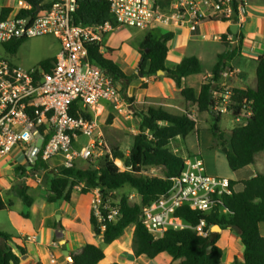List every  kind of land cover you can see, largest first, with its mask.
Segmentation results:
<instances>
[{
    "label": "trees",
    "instance_id": "obj_1",
    "mask_svg": "<svg viewBox=\"0 0 264 264\" xmlns=\"http://www.w3.org/2000/svg\"><path fill=\"white\" fill-rule=\"evenodd\" d=\"M31 7L29 11H19V17L35 14L38 8L45 7V0H21ZM11 9L2 8L0 19H6ZM76 25L104 24L111 22L113 17L109 13L108 5L102 0H83L79 2L75 12ZM233 38H240L238 33L231 34ZM173 38L171 32L160 33L150 30L144 34L138 44L137 53L140 55L136 74L142 77H156L159 71L165 73L180 95L184 98L187 107L195 108L198 114L210 113L212 116L209 131L212 133L215 149H226L225 160L231 171H239L250 166L255 156L264 151V57L256 60V86L254 89L231 88L219 86L222 73L229 67L230 59L239 50V46L231 49L226 36H221V43L228 47L226 53L217 57L211 68L210 77L200 85L199 93L195 94L191 87L184 85L187 76H196L202 73L200 62L193 56L183 58L173 69L165 65L168 42ZM25 38L14 39L3 44L9 55H15L18 47ZM239 41V40H238ZM89 60L92 65L106 71L107 75L117 84L121 97L127 102L132 98L126 96L127 78L121 69L112 61L110 55L99 51L98 46L89 48ZM54 59H47L40 63L43 70L51 68ZM226 97L227 108L232 111L233 118L247 119L244 126L235 125L232 129L220 130L217 127L221 115H214L213 107L220 104ZM133 116L138 118V133L133 136L128 154L117 149L110 154L103 155L97 166L91 164L85 169L56 167L45 171L49 182L50 196L46 201L50 204L57 202L70 203L71 192L80 187L77 209L85 212L84 200L91 190H97L102 205L116 206L113 192L121 191L130 186L136 191L139 203H130L126 196L118 202L120 215L117 221L107 220V210H102V219L99 221L88 210L86 223L90 226L95 237H101L104 245L120 239L128 227L133 226L131 246L137 257L145 255L150 259L159 254H166L172 258L171 264H220L222 250L218 247L219 234L209 231L217 226L220 230L231 229L239 236L243 246V262L240 264H264V237L258 230V225L264 223V174H255L253 177L235 183L230 180L231 194L222 198L225 213H201L195 210L180 207L175 217L181 218L190 226H197L201 220L205 222L203 231L208 235L203 237L195 231L166 230L162 237L154 239L141 224L142 208L152 201L168 193L172 180L178 177L185 168L184 158L169 149L170 143L177 139L184 140L194 131L196 121L188 110L181 115H172L163 108H148L146 112L134 111ZM112 119V117L110 116ZM120 161L124 168L119 170L115 160ZM45 165V164H44ZM42 164L32 166L27 170L22 165H16L14 171L30 174L37 171ZM159 168L161 175L147 173V170ZM240 184L241 189L236 191L234 185ZM29 186L19 184L14 187L16 195L22 203L31 208L34 202L29 194ZM13 206L11 201H5L0 196V211L9 210ZM24 219L28 214L21 213ZM103 228V229H102ZM69 229H72L70 227ZM14 244L19 255H25V239L17 234L0 231V264H18L20 256L13 250ZM105 255L103 250L89 239L76 253L71 254V264H98Z\"/></svg>",
    "mask_w": 264,
    "mask_h": 264
},
{
    "label": "built area",
    "instance_id": "obj_2",
    "mask_svg": "<svg viewBox=\"0 0 264 264\" xmlns=\"http://www.w3.org/2000/svg\"><path fill=\"white\" fill-rule=\"evenodd\" d=\"M81 1L45 0L43 9L19 17V11L31 7L17 0V13L0 19V45L46 35L60 43L46 71L42 67L27 71L0 58V161L19 157L18 165L30 170L36 164L59 160L57 167L71 168L76 160L102 155L106 146L97 120L103 103L118 100L120 93L112 78L92 65L88 55L93 46L102 53L105 38L114 29L146 33L171 25L195 31L204 21L218 20L239 30L249 6L248 0H102L116 25H76L74 15ZM232 73L226 69L222 76ZM227 105L224 97L214 105V115L232 114ZM234 120L238 126L247 123L240 117ZM81 138L87 142L79 144ZM184 162L185 168L172 180L170 191L142 208L141 224L154 239L170 229H187L203 237L212 231L202 230L203 220L193 227L175 217L180 207L201 213L226 212L222 198L231 194L230 180L206 173L200 157L185 158ZM91 193L93 215L101 221L102 210H107V220L117 221L118 204L103 206L98 191Z\"/></svg>",
    "mask_w": 264,
    "mask_h": 264
},
{
    "label": "crops",
    "instance_id": "obj_3",
    "mask_svg": "<svg viewBox=\"0 0 264 264\" xmlns=\"http://www.w3.org/2000/svg\"><path fill=\"white\" fill-rule=\"evenodd\" d=\"M248 3L244 22L241 28L236 30L241 39L228 35L227 32H229L231 24L218 20L204 21L195 28V31L189 30L187 26L162 25L157 28L162 34L167 32L173 34L172 40L168 42L165 59V65L169 70H173L185 57L193 56L200 62L202 73L196 76H187L184 79V85L191 87L195 94L199 93L200 85L204 80L210 77L211 68L217 57L228 50V47L221 43V36H226L231 49L239 46V50L230 59L227 68L233 72L232 75L222 76L219 86L226 89L239 88L241 90L255 88L256 60L259 57H264V0H248ZM4 7L11 9L9 15L16 14L18 11L17 0H0V12ZM144 34L142 31L132 29L130 35L133 40L128 43L120 40L114 32L109 33L105 38L103 52H112L113 55L110 57L119 63L120 66L115 64L129 78L126 85V96L132 98L131 102H127L120 94L118 100L103 103L98 120L100 121L102 117L109 114L114 116L113 123L105 130V136L108 135V131H114L121 136V131L132 126L131 138L133 140V136L138 133L139 121L133 116V112H146L151 107L163 108L172 115H181L188 110L195 121L199 115L206 114L208 119L212 121L210 113L198 114L194 107L188 108L179 90L169 78L163 75L145 78L136 74L140 60V55L136 49H138V44L143 39ZM116 86L118 89L122 87L118 83ZM196 124L197 121L194 130H196ZM117 126L120 127L121 131ZM207 140L204 148H200L201 146L198 144L197 149L192 152L185 150L186 156L182 158L200 157L205 165L206 173L228 178L235 183L247 180L257 173L264 174V151L257 154L252 165L233 172L223 167V162L221 164V159L213 146L212 135L209 134ZM178 143H181L180 139L173 141L168 147ZM182 147L184 146L182 145L180 148ZM172 152L174 153V150ZM12 174L22 175V179L25 177L24 174L27 175V173H17L13 169ZM0 184L4 190L8 189L7 183L2 178H0ZM234 189L240 190L241 185H234ZM77 201L72 206L70 203H66L68 204L67 207L56 209L54 207L56 203L50 204L46 199L39 202L34 200L31 207L32 211L26 219L20 216L23 212L15 206L14 200L11 201L12 208L5 210L8 212L10 230L8 228V230L0 231L17 234L25 239V255H19L15 245L11 244L13 250L20 256L18 264H71L69 261L71 254H76L88 239L104 252L105 257L98 264H171L172 258L166 254H159L153 259L145 255L139 257L134 255L131 246L133 226L127 234L124 233L120 239L109 245H104L101 237L94 240L95 236L90 228L85 225L83 227L75 225L78 220V213H80L76 206ZM70 227L72 229H69ZM215 230L219 234L217 245L222 250L220 264L242 263L243 246L236 232L231 229ZM258 230L260 235L264 237V223L258 225ZM100 245H104L106 250Z\"/></svg>",
    "mask_w": 264,
    "mask_h": 264
},
{
    "label": "rangeland",
    "instance_id": "obj_4",
    "mask_svg": "<svg viewBox=\"0 0 264 264\" xmlns=\"http://www.w3.org/2000/svg\"><path fill=\"white\" fill-rule=\"evenodd\" d=\"M131 30L132 29L122 27L119 28L118 30L114 29L112 32H114L120 40H123V42L128 43L133 40L130 35ZM59 46L60 43L58 42V40L53 38L51 35L25 38L22 44L19 45L15 55L7 54L4 45L3 44L0 45V58H3V60H6L12 64L20 66L23 69L29 71L32 69L40 68L41 67L40 63L44 60L54 59L59 50ZM107 54L113 55L112 52H107ZM112 61L116 63L118 66H120L119 63L115 61V59L112 58ZM110 116L112 117V119L110 118ZM112 120H114V116L111 114H109L106 117H102L100 121L97 120V122L99 121L98 124L103 134V137H105L104 141L106 148H103V155L107 153L110 154L113 149H117L118 151L126 155L129 151L130 145L132 144L131 130L133 128L132 126H128V129L121 131L119 129L120 127L117 126V128L121 131V136L116 134L114 131H108L107 133L108 135L105 136V130L113 123ZM196 121H197L196 124L197 131L194 130L193 132L189 133L184 140L180 139L181 143H178L176 145L173 144V146L169 147L171 151L174 150V153L180 157L186 156L185 150H189V152H192L194 149H197L198 144L199 146H201L200 148H204V146L208 142L207 137L209 136V134L212 135V133L207 129L209 128V124H211V120L208 119V116L206 114L199 115L198 118H196ZM117 124L119 125V123ZM235 125H238V123L235 122L231 114H222L219 119V123L217 124V127L220 130L228 131L232 129ZM85 142H87V139L81 138L79 144H83ZM182 145L184 147L180 148ZM216 150L219 158L221 159V164L223 162V167L229 170L225 161L224 152H222V149L221 150L216 149ZM102 156H98L95 158L93 157L87 161L76 160L73 166L77 169H85L91 164L97 166ZM13 158L11 156H8L2 161H0V178H2V180H4L8 185V189L4 190L0 184V196L3 197L5 201L14 200L16 207H19L24 214H29L32 211V209L27 208L22 203L20 198L16 195L14 187H17L20 183L25 184L27 186H30L29 194L33 197V199L36 202L46 199L47 197L50 196V193L48 190L49 182L45 176V171L56 168L57 165H59V160H54L48 164L45 163V165L42 164V166L37 168V171L27 175L24 174L25 177L22 179V175L12 174V169L14 170L15 166L19 163L18 161L20 160L19 157H16V159L14 158L15 160H13ZM114 163L115 165H117V168L119 170H123L124 166L120 161L116 159ZM147 173L153 175H161V171L159 170V168L149 169L147 170ZM79 190L80 187H75V189L72 190L70 196V204H71L70 206H72L79 198L80 196ZM113 195L115 196V202L117 204L122 196H126L130 203H139V197L136 194V191L133 190L130 186H125L121 191L113 192ZM91 199H92V193L90 191V194L86 196L84 200L85 212L82 214L81 212L78 213V220L75 224L77 227H83V225H85L88 228H90V226L86 224L85 215L87 214L88 210H92ZM67 206L68 204L64 202H57L56 204H54V207L56 209ZM8 223H9L8 212L5 210L0 211V230H8L9 228ZM131 228L132 226L128 227L124 233L127 234ZM90 230L92 229L90 228ZM213 231L215 232L216 230L214 229ZM97 238L99 237H95L93 239L96 240ZM100 246L104 250H106L104 245H100Z\"/></svg>",
    "mask_w": 264,
    "mask_h": 264
},
{
    "label": "water",
    "instance_id": "obj_5",
    "mask_svg": "<svg viewBox=\"0 0 264 264\" xmlns=\"http://www.w3.org/2000/svg\"><path fill=\"white\" fill-rule=\"evenodd\" d=\"M37 10H38V9H37ZM27 21H30V18H28ZM236 30H238L237 26H236V25H231V26H230V30H229V32L232 33V34H235V33H236ZM161 75H165V73H164L163 71H159V72L156 74V76H161ZM140 76H141V75H140ZM226 149H227V148L222 149V152L225 153V152H226ZM213 229H217L218 231H220L219 227H217V226L213 227ZM211 232H214V231L212 230ZM71 260H72V259L70 258L69 261H71Z\"/></svg>",
    "mask_w": 264,
    "mask_h": 264
}]
</instances>
